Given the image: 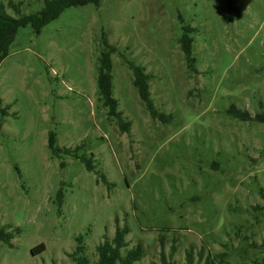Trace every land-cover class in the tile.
Masks as SVG:
<instances>
[{"label": "rangeland", "instance_id": "374dc122", "mask_svg": "<svg viewBox=\"0 0 264 264\" xmlns=\"http://www.w3.org/2000/svg\"><path fill=\"white\" fill-rule=\"evenodd\" d=\"M3 1L14 16L10 1L22 13L44 6ZM106 39L127 131L98 87ZM131 64L151 75L159 117ZM232 106L264 116V0H102L66 8L40 33L21 27L0 64V225L13 233L0 264H75L80 235L94 264L117 218L126 248L143 247L135 264H264V120ZM52 134L95 169L55 151Z\"/></svg>", "mask_w": 264, "mask_h": 264}, {"label": "trees", "instance_id": "16d2710c", "mask_svg": "<svg viewBox=\"0 0 264 264\" xmlns=\"http://www.w3.org/2000/svg\"><path fill=\"white\" fill-rule=\"evenodd\" d=\"M102 0H44V6L39 12L34 13H22L21 4L18 2H9V6L12 7L17 13V16H14L8 12L7 5L3 0H0V64L6 58L9 53L10 47L14 40L16 39L18 30L21 27L32 25L36 33H40L43 27L60 16V14L70 6L86 5L89 3L99 4ZM231 9L235 10L236 13L240 14V9L238 7H233ZM192 31L191 27H185V32L180 37L179 41L182 45L185 57L187 59L189 67L193 71L196 69V58L193 55V42L194 38L190 35ZM106 49L102 52L100 57V64L98 67V87L99 90L105 99V104L110 107L109 114L115 116L119 119L120 126L122 130H130L131 123L125 121L122 117V112L118 110V100L113 95V75H112V60L111 53L116 49L115 46H112L108 43L107 39ZM134 69V84L139 90L140 97L145 102L148 110L153 117H159L160 112L156 109L150 93L149 81L151 75L146 73L144 68L141 66H136L131 64ZM229 111L236 117L243 120H264L263 114L256 113L252 115L251 112L247 109L237 108L232 106ZM2 121L0 120V127ZM50 146L55 151L64 150L66 153L72 154L78 158H81L89 170L95 169V164L92 158H87L85 155L80 154V146L76 148H61L55 145V134L51 135ZM104 180L106 177L100 175ZM107 181V180H106ZM130 228L127 224L120 225L119 218H117V227L115 230V235L112 238L105 236L104 240L101 241L96 246L98 253V258L94 264H135L136 261L140 260L143 255V247L137 245L135 247L126 248L128 242L126 239L127 234L129 233ZM13 237V233L6 230L5 227L0 225V239L10 242ZM78 246L75 252H73V257L75 259V264H91L89 257L85 254V245L83 244V236L80 235L77 237ZM45 249V244L40 243L35 246L32 251L33 253L41 252ZM191 257V254H189ZM163 264H176L174 260L166 259L163 257ZM188 264H193L192 258H189ZM208 264H215L213 259L208 262Z\"/></svg>", "mask_w": 264, "mask_h": 264}]
</instances>
